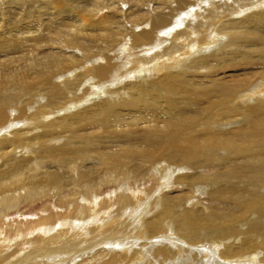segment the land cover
I'll use <instances>...</instances> for the list:
<instances>
[{
  "label": "bare ground",
  "instance_id": "bare-ground-1",
  "mask_svg": "<svg viewBox=\"0 0 264 264\" xmlns=\"http://www.w3.org/2000/svg\"><path fill=\"white\" fill-rule=\"evenodd\" d=\"M199 15L213 25L198 50L175 36L161 60L164 34ZM148 191L162 193L142 227L131 217L69 259L63 225L96 230L100 205ZM97 251L264 264V0H0V264H97Z\"/></svg>",
  "mask_w": 264,
  "mask_h": 264
},
{
  "label": "rangeland",
  "instance_id": "rangeland-1",
  "mask_svg": "<svg viewBox=\"0 0 264 264\" xmlns=\"http://www.w3.org/2000/svg\"><path fill=\"white\" fill-rule=\"evenodd\" d=\"M205 10L209 11L211 14H213L214 9L212 8V5H206L204 4ZM189 9V8H188ZM187 16V15H186ZM185 17H182L184 19ZM196 23H194L190 28H188L186 31L181 29L182 26L186 24V20L184 19L181 23V26L179 27L178 24L174 25L171 28L170 34H164L165 40L162 42V46L159 45L158 47V54L157 56L161 60H165L170 55L171 50L174 46H176L175 42L176 40L182 44L188 47V49H191L189 52L193 53L198 50V40L202 37V32L207 30L208 27L212 26V18L210 17H202L199 15L197 18ZM180 28V29H179ZM177 31V34L175 32ZM173 31V32H172ZM176 36V40L173 38ZM156 63L153 61L150 64L143 65L140 67L135 68V79H150L152 78L154 72L156 71L157 67L155 66ZM123 69V68H122ZM119 77L121 78V81L127 80V74H125V71H122L119 74ZM124 83H121V86H123ZM247 96L252 97L253 94H255V89L252 91H247L245 93ZM123 192V193H122ZM120 193L124 194L125 191H123L121 188L117 187L115 190H113V195H119ZM162 193V191H158L154 194L149 193V196L144 199L143 203H139L135 206L129 207L127 209L121 210V207L116 210V204H109V205H100L98 207V210H96L98 219L95 223L92 224V227L97 226L98 221L101 220V218L107 214H111L107 217V219L104 217L103 219H106L105 222L102 224L101 227H99L96 230H90L88 225L81 224L78 222L74 223H67L63 225L61 230V237L64 238V242L67 238L69 240L66 243H62L61 247H65L66 250H74V253L69 258H73L78 256L79 254H85L84 252L87 250H96L98 248H102V245L99 247H96L102 242V238L109 237L111 235H115L120 231H124L129 224L131 217L142 215V219L138 222V226L142 227V224L144 221H146L151 216V209L154 204L157 203L158 196ZM120 210L124 213L120 215ZM73 226V227H70ZM103 249H109V247H103ZM110 249L116 250L115 247H111ZM96 255H99L98 257L95 256L94 258L96 261H98L97 264H108L109 262H113L114 264L118 263V260L115 258H112V256H109V254H101L95 252ZM116 256V255H115ZM110 257V258H109ZM68 259V260H69ZM80 261L73 262L72 264H80ZM84 264H90L89 262ZM144 264V263H140Z\"/></svg>",
  "mask_w": 264,
  "mask_h": 264
}]
</instances>
